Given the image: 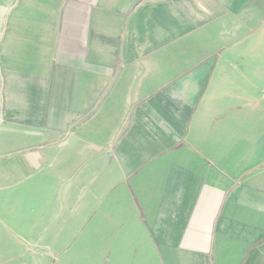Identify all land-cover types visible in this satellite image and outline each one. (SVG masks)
Wrapping results in <instances>:
<instances>
[{
  "label": "crops",
  "instance_id": "obj_1",
  "mask_svg": "<svg viewBox=\"0 0 264 264\" xmlns=\"http://www.w3.org/2000/svg\"><path fill=\"white\" fill-rule=\"evenodd\" d=\"M60 260L264 264V0H0V264Z\"/></svg>",
  "mask_w": 264,
  "mask_h": 264
},
{
  "label": "rangeland",
  "instance_id": "obj_2",
  "mask_svg": "<svg viewBox=\"0 0 264 264\" xmlns=\"http://www.w3.org/2000/svg\"><path fill=\"white\" fill-rule=\"evenodd\" d=\"M66 158H69V157H66ZM68 164H69V160L66 159V161L63 163V166H65L64 169H67ZM57 168H58V167L55 166V167L53 168V170H56ZM43 170H46V172L49 173V172H50L49 170H51V169H48V167H46V168L43 167ZM43 172H44V171H43ZM43 172H42V173H43ZM42 173H41V174H42ZM48 179H49V178H48ZM48 179L45 178V181L47 182ZM82 240H83V234H82L80 237H78L76 241H72V242H71V249H70V252H71V253H74V252H75V249H76L75 247L78 246L79 243H81ZM67 253H68V252H67ZM77 262H78V260H76V261H71L70 263H71V264H78ZM56 264H64V262H63L62 260H60V261H59L58 263H56Z\"/></svg>",
  "mask_w": 264,
  "mask_h": 264
}]
</instances>
